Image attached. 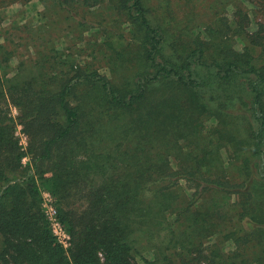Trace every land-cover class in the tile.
Wrapping results in <instances>:
<instances>
[{"label":"trees","instance_id":"1","mask_svg":"<svg viewBox=\"0 0 264 264\" xmlns=\"http://www.w3.org/2000/svg\"><path fill=\"white\" fill-rule=\"evenodd\" d=\"M260 1L254 30L240 19L164 53L146 0H56L83 27L80 6L124 15L137 39L125 78L91 60L52 71L39 58L8 75L0 43V264H264Z\"/></svg>","mask_w":264,"mask_h":264},{"label":"rangeland","instance_id":"2","mask_svg":"<svg viewBox=\"0 0 264 264\" xmlns=\"http://www.w3.org/2000/svg\"><path fill=\"white\" fill-rule=\"evenodd\" d=\"M146 3L151 7V15L166 30L164 53L176 48L181 40L185 42L194 35L208 38L210 30L227 31L229 34L232 27L239 26L240 19L243 23L248 19L245 28L252 31L262 17L260 0H146ZM93 8L89 11L87 7L80 6L77 10L80 12L78 20L86 22L83 27L75 22L76 19H70L69 14H75L74 11L60 8L56 0H17L10 3L0 0V43L11 52L7 63L8 75L16 71L20 61H24L25 66L43 62L52 71H58L61 68L68 70L71 64L82 65L85 60L93 61L99 71L108 77L125 78L131 74L137 66V39L131 37L129 22L124 15L107 7L105 10ZM107 40L111 41L110 44H107ZM174 40L175 45H172ZM231 40L235 48L241 47L237 39ZM42 46L43 57L37 53V48L42 49ZM121 64L127 69L121 68ZM12 113H17L15 107H12ZM212 120H205L206 127ZM21 127V124L17 125V133L25 146L27 137ZM23 161H27V156L23 157ZM43 196L46 209L56 207L47 191H43ZM211 239L214 240L213 236ZM68 245L69 242L65 241L64 246ZM232 247L230 240L222 244L223 251ZM144 255L150 254L145 252Z\"/></svg>","mask_w":264,"mask_h":264},{"label":"built area","instance_id":"3","mask_svg":"<svg viewBox=\"0 0 264 264\" xmlns=\"http://www.w3.org/2000/svg\"><path fill=\"white\" fill-rule=\"evenodd\" d=\"M43 199H44V196H43ZM43 204H44V202H43ZM45 212H46L48 219L50 221V225H51V229H52L53 234L55 235L57 240L60 241L64 245L65 241L68 242L69 236L64 231L61 223L59 222V220L56 216V208L50 206L49 208L46 209V207H45Z\"/></svg>","mask_w":264,"mask_h":264},{"label":"crops","instance_id":"4","mask_svg":"<svg viewBox=\"0 0 264 264\" xmlns=\"http://www.w3.org/2000/svg\"><path fill=\"white\" fill-rule=\"evenodd\" d=\"M30 1V0H29ZM28 2V1H27Z\"/></svg>","mask_w":264,"mask_h":264}]
</instances>
